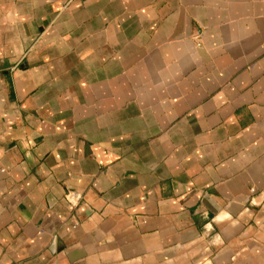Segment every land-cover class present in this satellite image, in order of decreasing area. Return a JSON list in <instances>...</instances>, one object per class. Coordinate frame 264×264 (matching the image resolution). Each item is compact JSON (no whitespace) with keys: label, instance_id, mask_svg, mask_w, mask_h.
Instances as JSON below:
<instances>
[{"label":"crops","instance_id":"obj_1","mask_svg":"<svg viewBox=\"0 0 264 264\" xmlns=\"http://www.w3.org/2000/svg\"><path fill=\"white\" fill-rule=\"evenodd\" d=\"M0 264H264V0H0Z\"/></svg>","mask_w":264,"mask_h":264}]
</instances>
